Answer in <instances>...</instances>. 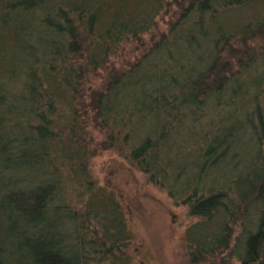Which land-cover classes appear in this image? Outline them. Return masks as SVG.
Segmentation results:
<instances>
[{
  "label": "trees",
  "instance_id": "16d2710c",
  "mask_svg": "<svg viewBox=\"0 0 264 264\" xmlns=\"http://www.w3.org/2000/svg\"><path fill=\"white\" fill-rule=\"evenodd\" d=\"M250 1H0V264H132L122 205L91 174L101 150L188 207L189 264H264L263 110L259 125L253 111L206 121L212 102L238 114L242 77L264 65V17L221 21ZM186 119L192 161L173 139ZM244 125L259 146L247 171L234 162Z\"/></svg>",
  "mask_w": 264,
  "mask_h": 264
},
{
  "label": "rangeland",
  "instance_id": "374dc122",
  "mask_svg": "<svg viewBox=\"0 0 264 264\" xmlns=\"http://www.w3.org/2000/svg\"><path fill=\"white\" fill-rule=\"evenodd\" d=\"M263 17L264 0H251L244 6L225 10L221 15V21L227 31H234L245 23H255ZM168 19L169 16L159 18L155 30L145 36L148 43L152 44L150 39L153 35L156 34L159 38L161 33H168L170 26ZM142 52L143 48L140 47L138 53ZM133 55L132 59H134ZM262 72H264V65L259 64L257 68L248 73L249 77H242L244 81L246 79L243 86L248 94L240 92L239 101L235 105L239 109L238 114L233 110L235 109L233 105L228 106L230 103L217 109L216 104L214 106L212 102L207 108L210 115L206 121L215 119L214 113L218 112L223 116L231 114L233 118L239 116L246 124L247 114L253 111V121L259 125V117L255 111L256 107H259L264 113V80L259 85L260 82L254 77ZM235 94L229 92L228 95L234 97ZM255 96H257L256 101H254ZM247 125L238 131V136L243 143L237 146L239 152L234 161L241 164L244 171L248 170L246 168L248 164L252 165L256 161L259 153L256 137ZM199 131L198 125L191 126L190 120L186 119L185 123L179 126L173 134L177 151L180 153L179 160L192 161L196 153L193 142L197 140ZM95 135L96 140L102 138L97 132ZM90 170L97 187L104 192H111L122 205L131 231V239L126 251L132 264H189L186 257V232L196 218L189 216L186 205L176 204L167 190L151 182L146 173L132 166L117 151H99L90 161ZM221 171L227 174L228 169L223 166ZM221 171H217L219 173L214 174L206 182L212 183L215 179L225 178L226 174L223 175Z\"/></svg>",
  "mask_w": 264,
  "mask_h": 264
}]
</instances>
